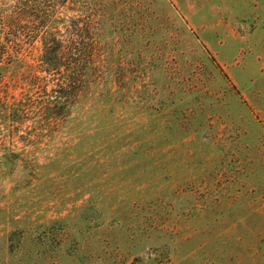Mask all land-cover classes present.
Here are the masks:
<instances>
[{
    "label": "rangeland",
    "instance_id": "1",
    "mask_svg": "<svg viewBox=\"0 0 264 264\" xmlns=\"http://www.w3.org/2000/svg\"><path fill=\"white\" fill-rule=\"evenodd\" d=\"M0 264H264V0H0Z\"/></svg>",
    "mask_w": 264,
    "mask_h": 264
},
{
    "label": "trees",
    "instance_id": "2",
    "mask_svg": "<svg viewBox=\"0 0 264 264\" xmlns=\"http://www.w3.org/2000/svg\"><path fill=\"white\" fill-rule=\"evenodd\" d=\"M60 46L59 45H46L44 47V52L42 55V64L45 66V68L49 71H60L62 67L65 68V71L61 73L62 75V85H63V91L66 93L68 91V84L70 82L69 77L72 74L69 72V69L72 71H75V66L78 67L79 64H65L63 63V60L61 58V54L59 53ZM74 67V68H73ZM57 97H53L50 99L49 102L45 103L44 110L45 115H50V112L52 111L53 107L57 103ZM17 153L9 152L4 154V159L9 162H14L17 158Z\"/></svg>",
    "mask_w": 264,
    "mask_h": 264
}]
</instances>
